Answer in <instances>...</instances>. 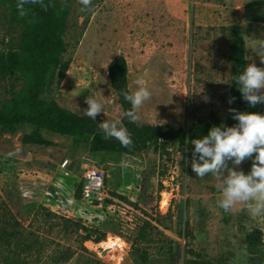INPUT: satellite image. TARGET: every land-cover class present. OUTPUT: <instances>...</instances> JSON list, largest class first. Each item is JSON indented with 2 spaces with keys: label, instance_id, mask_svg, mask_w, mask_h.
Masks as SVG:
<instances>
[{
  "label": "rangeland",
  "instance_id": "1",
  "mask_svg": "<svg viewBox=\"0 0 264 264\" xmlns=\"http://www.w3.org/2000/svg\"><path fill=\"white\" fill-rule=\"evenodd\" d=\"M67 1L61 59L68 67L60 81L48 68L42 106L83 115L85 96H95L103 104L96 118H116L121 107L106 66L120 54L129 91L137 79L151 91L138 122L187 128L212 113L227 122L231 26L246 64L250 57L264 66L255 48L264 39V0H90L84 11L81 0ZM19 31L0 7V52L16 49ZM28 83L22 67L0 78V107L17 106ZM29 131L27 124L0 127V264H191L190 248L221 264H252L245 234L254 229L264 253V215L250 216L242 202L220 208L219 181L195 175L190 145L171 146L162 157L152 149L94 154L90 136L41 131L51 145H24ZM227 163L247 172L252 161ZM92 168L102 175V196L87 202L77 189Z\"/></svg>",
  "mask_w": 264,
  "mask_h": 264
},
{
  "label": "trees",
  "instance_id": "2",
  "mask_svg": "<svg viewBox=\"0 0 264 264\" xmlns=\"http://www.w3.org/2000/svg\"><path fill=\"white\" fill-rule=\"evenodd\" d=\"M0 7L7 8L9 22L20 28L16 49L0 52V78H4L20 67L29 74V83L25 92L20 96L17 106L0 107V127L13 124H27L30 131L22 134L20 142L24 145L49 146L51 142L41 136V131L55 135L79 138L90 136L88 150L91 153H115L117 155H133L152 149L159 157L167 153L174 145L183 146L190 143L192 138L207 133L210 126L221 123V119L210 114L205 122L192 123L182 128L174 123L164 124L131 122L124 119L123 123L131 134L132 143L122 146L115 138L105 139L98 125L100 118L93 120L83 115L66 111L54 104L42 106L39 102L44 75L52 66L56 70V79H63L67 70V62L62 61L65 52L63 33L68 15L67 0H0ZM233 39L230 43L232 67L230 71V87L225 104L236 111L264 112L257 103L249 106L241 98V94L232 76L246 65L241 36L236 26H231ZM128 67L125 58L118 54L106 66L109 87L117 97L121 112L130 108V104L122 95V90H128ZM234 97L229 103V99ZM226 125L236 123L234 119L223 122ZM82 184L77 189L81 194ZM187 224V223H186ZM184 237H191L186 228ZM84 236L83 241L89 240ZM246 248L252 264H264V253L261 250L262 234L258 229L245 234ZM188 252L194 255L191 264H221L217 260L205 258L201 252L192 248Z\"/></svg>",
  "mask_w": 264,
  "mask_h": 264
},
{
  "label": "clouds",
  "instance_id": "3",
  "mask_svg": "<svg viewBox=\"0 0 264 264\" xmlns=\"http://www.w3.org/2000/svg\"><path fill=\"white\" fill-rule=\"evenodd\" d=\"M81 4L84 6L81 11H84L90 0H81ZM255 48L264 64V39H259ZM247 59L249 63L234 74L231 80L235 82L241 98L251 107L264 103V66H258L250 57ZM135 84L136 87L131 91L122 90L130 108L114 119L102 120L98 125L105 139L115 138L122 146L132 143L131 134L123 120L136 122L139 118L137 109L151 95L143 80L137 79ZM232 99L234 97L229 99V103ZM85 103L87 107L84 108V114L96 120V114L103 112L101 100L95 96H85ZM230 111L236 123L212 125L206 134L191 139V169L197 176L211 173L218 179L219 195L216 204L220 208L228 211L235 203L242 202L247 205L250 216H261L264 215V112ZM249 157L252 163L247 172L228 166V161L232 165H239Z\"/></svg>",
  "mask_w": 264,
  "mask_h": 264
},
{
  "label": "built area",
  "instance_id": "4",
  "mask_svg": "<svg viewBox=\"0 0 264 264\" xmlns=\"http://www.w3.org/2000/svg\"><path fill=\"white\" fill-rule=\"evenodd\" d=\"M66 162H63L62 167H65ZM102 175L95 169H88L83 176V185L81 188L82 199L90 202L92 198L100 199L102 196Z\"/></svg>",
  "mask_w": 264,
  "mask_h": 264
},
{
  "label": "water",
  "instance_id": "5",
  "mask_svg": "<svg viewBox=\"0 0 264 264\" xmlns=\"http://www.w3.org/2000/svg\"><path fill=\"white\" fill-rule=\"evenodd\" d=\"M109 241H114V238H110ZM107 249H109L108 246H106L105 248H103V249H101V250H99V251H100V253H101L102 255H104Z\"/></svg>",
  "mask_w": 264,
  "mask_h": 264
},
{
  "label": "bare ground",
  "instance_id": "6",
  "mask_svg": "<svg viewBox=\"0 0 264 264\" xmlns=\"http://www.w3.org/2000/svg\"><path fill=\"white\" fill-rule=\"evenodd\" d=\"M109 248H110V245H109Z\"/></svg>",
  "mask_w": 264,
  "mask_h": 264
}]
</instances>
